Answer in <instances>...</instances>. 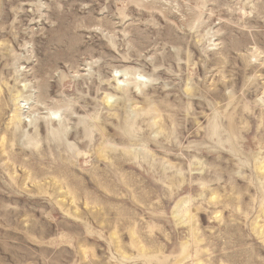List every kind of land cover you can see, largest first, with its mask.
I'll return each mask as SVG.
<instances>
[{"label": "rangeland", "instance_id": "rangeland-1", "mask_svg": "<svg viewBox=\"0 0 264 264\" xmlns=\"http://www.w3.org/2000/svg\"><path fill=\"white\" fill-rule=\"evenodd\" d=\"M0 264H264V0H0Z\"/></svg>", "mask_w": 264, "mask_h": 264}]
</instances>
